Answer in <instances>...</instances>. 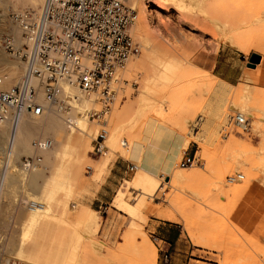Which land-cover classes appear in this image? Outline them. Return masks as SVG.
Returning <instances> with one entry per match:
<instances>
[{
    "label": "rangeland",
    "instance_id": "1",
    "mask_svg": "<svg viewBox=\"0 0 264 264\" xmlns=\"http://www.w3.org/2000/svg\"><path fill=\"white\" fill-rule=\"evenodd\" d=\"M158 3L163 4L165 10L150 13L151 19L148 16L146 22L148 27H144L139 38L131 29L139 16L137 10V17L129 26V33L140 45V52L131 57V65L129 58L125 67L117 73L119 82L114 84L117 96L106 113V118L110 117L107 119L110 123H106L108 134L104 145L111 148L107 166L99 173L103 153L95 151L93 138L87 139L84 133L74 128L64 134L62 141L53 140V151L63 153V157L50 153L44 160L39 156L42 161L39 170L42 174H47L53 184V214L39 225L38 231L27 235V248H37L44 254H55L59 249L65 251L64 247L68 245L75 227H78L79 232L82 231L78 264H146L139 252L132 248L134 244L142 243L144 234L157 250L156 264H264V0L202 2L205 9L223 6L222 9L225 8L226 11L227 8L230 14L236 12L237 16L239 13V16L242 15L239 18H243L242 23L240 22L243 34L241 48L227 45L220 39L221 34L225 33L222 32L223 28L216 27V31L212 30L214 28L208 27L207 20H202L201 28L213 32V35H202L200 31L190 30L188 26L178 23L169 2L156 0V4ZM146 5L148 8L153 7L152 3ZM216 8L208 9L217 11ZM11 13L8 12L10 18ZM11 22L15 23L13 20ZM7 37L13 41L12 34L0 33V48H3L9 59H14L11 51L5 48L4 40ZM220 46L227 47L232 56L241 60L243 70L235 83L228 84L229 93L223 104L231 123L223 130L220 128L216 131L215 134L219 137L215 142L194 143L196 158L193 165L180 167L183 154L176 160L177 170H198L201 177L181 185L173 178L170 181L169 177L159 173L155 181L160 187L155 196L137 191L139 218L136 221L139 226L129 224V216L113 204V199L107 208L110 218L105 219L103 210L98 212L95 209L100 225L92 235L86 233L81 217H74V221L77 219L75 227L66 221L68 218L62 217L64 208L68 206L69 211H76L78 202L90 207L89 204L104 182L112 162L119 157L129 159L131 145L143 138L141 134L145 119L156 118L185 136L190 132L193 135L198 130L202 138L207 134L206 125L201 118L202 111L211 95L221 87L217 86L218 77L193 64L192 57L198 51L217 52ZM252 53L259 54L262 60L249 67ZM167 62L176 65L178 71L165 79L163 70ZM213 80L216 81L212 87ZM141 90H148L144 91L145 96L139 95ZM237 96L244 102L238 110L232 108ZM95 98L88 99L90 101L85 125L81 121L77 125L85 133L93 130L94 138L100 125L95 119L92 121L88 114L101 107ZM122 105L128 108L119 113L113 108ZM236 113H245L246 133L236 126L232 117ZM230 133L235 136H231L233 142L229 139ZM236 138L238 142H235ZM24 156L30 155L22 154L16 161L20 162ZM235 160L244 161V167L253 169L254 180L248 189L231 194L236 184L246 178L241 169L233 166ZM135 171H128L118 187L125 179H131ZM240 174L243 175L240 177ZM221 177L224 181L222 189L218 186ZM9 191L16 207L9 209L7 224L0 233V263L10 258L26 262L22 259L23 252L18 249V242L24 236L18 233L19 228L26 220V210L23 211L25 205L21 203V198H32L35 191L29 187L25 175L20 176ZM137 192L132 188L128 189L126 196L130 203L134 202ZM61 200L66 202L65 205L58 204ZM53 216H60L62 219ZM158 220L165 224H158ZM78 224L83 226L79 227ZM10 241L17 244L16 250L11 251ZM197 241L204 245H198Z\"/></svg>",
    "mask_w": 264,
    "mask_h": 264
},
{
    "label": "bare ground",
    "instance_id": "2",
    "mask_svg": "<svg viewBox=\"0 0 264 264\" xmlns=\"http://www.w3.org/2000/svg\"><path fill=\"white\" fill-rule=\"evenodd\" d=\"M128 1L138 11L139 14L137 20L132 25L133 28H131L132 31L135 32V35L139 38L141 35V31L144 29V27L145 28L148 27V24L146 22L148 16L151 19L150 13L151 12L159 13L161 10H165V8L164 6H162L163 4L161 3L156 4V0H140V1L128 0ZM161 1H164L166 3L169 2V4H171L172 8L174 9L175 12L174 15L177 22L188 26L190 30H198L202 33V35L203 34L213 35V32L209 31V29L206 30L203 27L204 28L203 30L201 28L202 20L203 21L207 20L206 22H208L209 24L208 27L214 28L212 30H215L216 27L223 28L222 32L225 31V33L221 34L222 36L220 37V39L225 44L239 48L242 47L243 34L240 25L242 23L241 19L243 20V18L239 19L240 16H242V15L239 16L240 13L238 14V16L235 14L236 12L234 14L233 12H231L232 14H230L227 8L226 11H224L225 8L224 10L222 9L223 6H220L221 8L218 6L219 9H221V12L219 11L218 7L216 8L214 6H213L214 8L218 9L217 11H212L215 9L214 8L212 9V7H208L211 8L212 10L208 9L207 6H206L207 9H205L203 7L204 5L202 4L203 0H161ZM41 3L42 0H0V33L8 32L12 34L13 35V41L11 39L12 44L13 45L21 44V35H20L21 31L18 28L17 24L11 22L12 19L8 17V12L15 13L24 10L36 11L41 6ZM146 3H152V6L154 8L153 7L148 8V5H146ZM129 30L130 29L128 28V31ZM182 37L186 39L185 35H182ZM132 62H133V58H131L129 64L131 65ZM163 71H164L165 79H168L171 75L176 74V72L178 71V67L172 63L167 62L164 65ZM22 72H23V66L21 61L16 57L14 59H9L8 56L5 54V52L3 51V48H0V79H1L0 90L5 89L11 86L13 83H15L21 77ZM215 81L216 80H213L211 82L212 87L215 84ZM62 87L65 93H67V95H70L71 97L68 101V104L71 107V113L64 114V113L51 112L50 114L47 115L35 116L29 111H24L20 114L17 122L14 124L0 122V233L7 224L6 217L9 209L16 207L15 203L13 202L14 199L10 194L9 188L20 176L25 175L28 178L29 187L35 191V196L32 198L30 197L21 198V203L25 205L23 211L26 210V214L24 215L26 220L24 224H22L19 228L18 233L24 236L18 242V249L23 252L22 259H24L27 263L29 262L30 264H75L77 260V253L79 250V243L82 238V234L80 232L82 231L79 232V230L77 229L78 227L77 228L75 227V221L77 219H75L74 221L73 220L74 217L75 218L81 217V219L83 220L81 224L84 225L86 233L90 235L96 232L100 219L98 218L96 211L80 204L79 202L77 203L78 209L76 211L75 209L73 210V212L69 211L67 209L68 207L67 206L62 210V217L65 216L66 218H68V220L66 221H69V223H71L75 227V231L72 234L68 245L64 247V249L66 250L61 251V249H59L58 252H56L55 254H50V253L44 254L41 253L40 252L41 250L37 248H32V247L27 248L29 244L27 235H29V233L32 231L34 233L35 231H38L39 225H41L45 219L52 217L53 206H54L53 205L54 200L52 196L53 184L51 179H49L48 175L42 174L39 168L29 172L23 171V169L21 168V163H20L21 161L17 162L16 158L24 154V155L42 156V158H44L45 160L46 159L45 157H47L50 153H51L50 155H53L55 153V155H57L58 157H63L64 156L63 153L57 150L53 151L51 146L54 139H56L57 141H62L64 134L68 133L70 131L69 129L71 128H74L76 131H80L84 133L87 139L94 138L95 136L94 135L95 132H93V130H90L89 132L85 133V131L82 128L77 127L78 121H81L82 124L85 125L84 123H86L87 121L86 115L90 101L88 99H91V97L95 98V96L82 95L77 89V87L69 84H62ZM144 91L145 90H141L140 94L139 93L138 94L140 96H143L144 94L145 96L146 95L145 92H147L148 90H146L145 92ZM139 95L138 98H140ZM225 98L227 99V97ZM141 99H137V100L140 101ZM38 100L41 102L44 100V96L41 92L38 96ZM137 100L135 101L137 102ZM217 101H219V98H217ZM224 102L222 103V105L224 104ZM243 105L244 102L239 100L237 96V100H235L234 103L232 104V108L238 110L242 108ZM113 108L117 111V113H119V111H122L124 108H128V107L127 106L123 107L122 105V107L115 106ZM221 109L223 113L222 120L220 124L216 126L217 128L214 127V129L208 130L206 140L205 139L202 140L200 139V137L190 138L189 136L180 134V136L183 137V141L174 144L175 151L173 154L178 153L179 157L182 156L183 152L187 149L190 141H194L196 143L215 142L216 138L219 137L218 135L215 134L216 131L220 128H222L223 130L224 127L229 126L231 123L230 122L231 118H229L230 115L229 113H226L224 106H222ZM237 114L244 117L245 113H236L235 115ZM250 115L252 116V114ZM106 117L107 115L105 116V118ZM119 117L120 115L117 116V118ZM108 118L105 119L106 123L110 121V120L107 121ZM227 122H229L228 125H226ZM143 123H144L143 135L146 134L150 128L155 129L154 135L156 136H158L160 130L161 131L165 130L167 131V133L175 131L165 126L156 118L145 119ZM246 123L237 124L236 126L239 129L240 128L243 129L242 131L245 132L247 125ZM231 136L233 138L235 136L232 134L229 135V139L231 138L230 141L232 140L231 142H233ZM144 140L145 138L143 137L141 141L134 142L131 145L130 152L135 149H139L141 152V150H143V148L145 147ZM234 140L235 142L239 141L237 140V138ZM45 141H48L49 144H44ZM33 142H40V145L34 146ZM123 143L126 144L125 141H123ZM105 147L106 150L103 152V156H102L104 158H101L102 160L100 162L101 166H104L107 163L109 159L108 153L111 150L109 145H105ZM90 149H92V147H90ZM137 157H138V163L136 165L137 170L135 171L134 176L131 179H125V182L123 181L122 185L119 187L118 192L114 198V203L119 208L124 209L129 215L133 217V220L130 223L131 226L132 225L139 226L138 222L136 221V218H139L138 209L136 207V202L138 201V196H139L138 192L139 193L143 192L147 196H155V193L160 187V184L155 181V177L159 173L165 175V177H169L170 181L171 178H173V180L177 184H181V185L193 180H198L201 177V173L198 170L189 169L188 171H186V170H181L180 167H179L180 169L177 170L176 168L178 166L176 161H174L175 159L174 156H170L169 161L164 163L163 166H161V169H159L158 171L149 170L148 169L149 167L145 165V163L143 162L141 155L139 157L138 154ZM243 162L244 161L241 160H235L233 162V166L237 169H241L244 172V176L246 178H244L243 181H240L239 183L236 184L234 190L231 191L232 192L231 194L239 193L241 191L248 189L254 180L253 169L249 166L244 167ZM151 165L156 166L157 163L154 164L151 163ZM14 168L17 169L14 170ZM242 175L243 174H240L239 176L241 177ZM169 180L167 181L168 184L170 183ZM223 184H224L223 177H221V181L218 183L220 189L223 188L222 187ZM129 188L134 189L136 192L138 191L136 196L133 198L134 202L132 203H130L127 200V196H126ZM198 193L200 194V192ZM196 195L198 194L196 193ZM65 203L66 202L64 200L58 201L59 205L60 204L65 205ZM53 217L59 218L60 216H53ZM62 217L60 218L62 219ZM63 220L65 221L64 218ZM83 225H79V227ZM81 229L83 228L81 227ZM142 234L143 233L141 232V235ZM142 237H143V240L141 241L142 243L140 245L134 244L132 248L134 249V251L139 252L138 254L142 257L143 262H146V264L147 263L156 264L157 250L154 244L149 240L146 234L142 235ZM10 240L13 239L10 238ZM197 244L204 245L199 241H197ZM16 245L17 244L14 241L13 242L10 241L9 247L11 251L16 250L15 247Z\"/></svg>",
    "mask_w": 264,
    "mask_h": 264
},
{
    "label": "built area",
    "instance_id": "3",
    "mask_svg": "<svg viewBox=\"0 0 264 264\" xmlns=\"http://www.w3.org/2000/svg\"><path fill=\"white\" fill-rule=\"evenodd\" d=\"M136 16L128 0H42L36 11L11 13L21 31V44L14 47L7 37L5 48L21 61L23 72L15 83L0 90V122L14 124L24 111L35 116L71 113V97L62 87L69 84L82 95H94L101 104L89 117L100 125L92 139L93 148L103 153L105 116L117 96V73L140 52V45L128 31ZM40 92L42 102L38 100ZM232 117L237 124L247 122L239 114ZM195 158L196 153L183 156L180 167L191 165ZM20 163L23 171L29 172L41 166V159L24 156ZM135 170L136 165L130 163L128 171ZM0 264L30 263L10 258Z\"/></svg>",
    "mask_w": 264,
    "mask_h": 264
},
{
    "label": "crops",
    "instance_id": "4",
    "mask_svg": "<svg viewBox=\"0 0 264 264\" xmlns=\"http://www.w3.org/2000/svg\"><path fill=\"white\" fill-rule=\"evenodd\" d=\"M192 63L204 70L211 72L213 75L218 77L217 86L221 87L220 89H217L214 92V94L211 95V97L207 101V105H205L202 111L201 118L206 125V131L208 133L209 129H214V127L219 125L222 120L223 113L221 107L223 106L222 103L224 102V100H226L225 97H227L229 93L228 84L232 85L233 83L236 82V79H238L242 75L243 70H242L241 60L238 57L232 56L230 50L227 47L220 46L217 52H204V51L196 52L192 57ZM217 98H219V101H217ZM195 128L197 129L198 126L197 127L195 126ZM154 130L155 129L150 128L146 134L144 135L143 133L141 134V136L145 138L144 140L145 147L143 148V150H141V152L139 149L132 150L128 155L129 159H124L122 157H119L112 162L104 182L99 186V188L95 192L94 198L91 200L89 204L91 208L90 207L88 208L94 211L97 210L98 212L100 210H103L104 218L108 219L110 218V215L108 214L107 208H108V204H110V202L113 199V204L120 211H123L125 214L129 216L130 218L129 224L131 223L133 217L129 215L124 209L119 208L114 203V198L119 189L118 187L119 183L127 176L129 164L134 163L135 165H137L138 163L137 156L139 154V157L141 155L143 162L145 163V165L149 167L148 168L149 170L158 171L159 169H161V166H163L164 163L169 161L170 156L175 157L174 161L178 159L179 154L178 153L173 154L175 151L174 144L183 141V137L180 136V133H177L175 131L167 133V131L165 130L162 131L160 130L158 136H156L154 135L155 134ZM187 136H189L190 138L200 137V139L202 140L204 139L206 140L207 138L206 137L207 134L204 135L202 138L199 130L194 131L193 135L190 132V134H187ZM194 143L196 142L194 141L189 142L187 149L183 152V156L192 155L193 153H196V150H193ZM108 162L109 159L104 166H101V163H99V169H100L99 173L103 170V168L107 166ZM151 163L153 164L157 163V165L153 166L151 165ZM52 176L63 178L62 176L59 175H52ZM157 223L165 224L164 222L159 220L157 221ZM99 225L100 224H98L97 230L99 228ZM75 264H78V253Z\"/></svg>",
    "mask_w": 264,
    "mask_h": 264
},
{
    "label": "water",
    "instance_id": "5",
    "mask_svg": "<svg viewBox=\"0 0 264 264\" xmlns=\"http://www.w3.org/2000/svg\"><path fill=\"white\" fill-rule=\"evenodd\" d=\"M260 55L257 54V53H252L250 58H249V63H248V66L249 67H253L255 66V64L259 63L260 62Z\"/></svg>",
    "mask_w": 264,
    "mask_h": 264
}]
</instances>
